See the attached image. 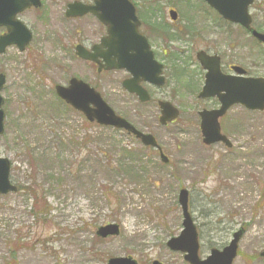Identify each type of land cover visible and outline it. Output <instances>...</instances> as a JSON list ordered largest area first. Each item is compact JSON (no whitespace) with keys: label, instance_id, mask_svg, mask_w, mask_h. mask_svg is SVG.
<instances>
[{"label":"rangeland","instance_id":"1","mask_svg":"<svg viewBox=\"0 0 264 264\" xmlns=\"http://www.w3.org/2000/svg\"><path fill=\"white\" fill-rule=\"evenodd\" d=\"M71 1L46 5L39 24L25 16L32 41L23 53L10 47L0 56L6 79L0 158L10 161V181L20 189L0 196V264H106L114 257L187 264L183 254L165 246L182 230L180 189L189 192L201 260L211 249L221 251L242 229L232 264H264V113L231 108L219 124L232 147H204L197 112L216 106L196 100L202 73L195 66L196 53L208 51L221 56L225 69L237 65L264 78L263 47L199 0H132L180 39L170 44L167 85L158 91L145 86L153 100L169 101L180 112L161 127L155 101L140 105L122 96L124 74L97 75L75 57L74 46H90L101 29L66 20ZM170 9L177 12L173 23ZM249 13L255 27L264 25V0H254ZM87 34L92 41H85ZM71 77L94 87L135 128L153 135L169 164L124 132L88 125L61 104L54 86ZM27 189L41 195L45 210L38 217ZM111 223L119 226V235L96 238V230Z\"/></svg>","mask_w":264,"mask_h":264},{"label":"water","instance_id":"2","mask_svg":"<svg viewBox=\"0 0 264 264\" xmlns=\"http://www.w3.org/2000/svg\"><path fill=\"white\" fill-rule=\"evenodd\" d=\"M225 21L238 24L259 42L264 45V35L251 28V17L248 7L253 0H204ZM40 7V0H0V27H5L7 33L0 36V54L7 47L15 45L20 52L31 40V34L26 27L16 20V15L29 7ZM91 13L108 29V35L101 39L100 43L88 52L82 46H76V56L85 61L96 62L99 65L98 72L104 70H126L132 78L123 82V87L136 94L140 102H147V92L139 86L140 82H147L156 87L164 85L162 66L158 64L150 50L146 39L138 32L139 21L135 16V9L128 0H95L92 6H83L73 2L67 5L66 18L81 17ZM170 18L176 19V14L170 12ZM101 59L104 64H100ZM196 59L206 70L204 86L198 94L199 99L215 98L220 103L217 110H203L198 113L200 119V132L202 143L211 146L222 143L227 148L231 147L227 138L220 134L218 119L234 105H240L248 111L264 112V79L244 77L245 71L240 67H232L235 75L226 76L220 71V61L217 56H209L199 52ZM5 82L0 75V90ZM56 95L76 111L81 112L87 121L95 122L104 127L124 130L129 135L138 139L146 147L157 148L160 159L167 163V158L162 154L154 138L149 134H143L131 124L115 115L105 104L100 95L87 84L72 78L67 87L56 86ZM3 100L0 97V135L4 132V113L1 110ZM159 123L165 126L174 121L179 113L169 103L159 102ZM10 162L0 158V195L15 193L17 188L9 181ZM178 204L182 215V231L178 237L167 241L166 247L172 252L184 254V261L188 264H232L237 255L238 242L243 234L240 229L232 236L228 246L221 251L212 249L205 260L198 257V238L196 227L188 211V192L180 190ZM119 235L116 224H109L97 229L96 236L107 239ZM264 258V250L260 254ZM107 264H137L130 257L110 258ZM152 264H160L157 261Z\"/></svg>","mask_w":264,"mask_h":264},{"label":"flooded vegetation","instance_id":"3","mask_svg":"<svg viewBox=\"0 0 264 264\" xmlns=\"http://www.w3.org/2000/svg\"><path fill=\"white\" fill-rule=\"evenodd\" d=\"M94 1L95 0H72L71 2H77V3H81L83 6H92L94 4ZM131 3L132 0H130ZM41 2V6L40 7H29L25 10H23L21 13L17 14V19L20 23H22L26 28L27 30L30 32L31 34V41H32V37H33V34L31 32V30L29 29L28 26L25 25V23L22 21V19L25 17V16H29L31 17L36 23L39 24V22L41 23V21H43V16H44V12L46 10V8H44L46 5L48 7H52L53 6V0H40ZM134 7H135V14H136V17L138 18L139 22H140V26L138 28L139 32L147 39V42L152 50V53H153V56H154V59L160 63L163 67L162 69V73L165 77V83L167 82L168 83V76L166 77V72L168 70H170V68L172 67V56H171V53L173 52H170L172 51L171 50V47H170V44H172L173 42L177 41V40H180L178 39L179 37L175 36L173 33V30L170 28L168 29L167 26H164L162 24H159L158 22H154V18H151L148 16L147 13L145 12H142V10H140V7L137 6L135 3H133ZM67 6V4H66ZM65 6V8H66ZM50 15V13H49ZM66 20H73L75 22H78L84 26H87L89 23H93L95 25H97L100 29H101V33H100V36L99 38L97 39L96 42H94L93 44H91L90 46H86V49L90 50L91 47L98 43L99 40L102 38V37H105L107 35V27L104 26L103 24H101L92 14L90 13H87L81 17H77V18H73V19H66ZM147 21H150L151 23H157L159 26H155L154 24H151L149 25V23ZM173 23V22H171ZM144 28H147L148 30L145 31ZM1 30V34L5 33L6 30L5 29H2L0 28ZM187 33V32H186ZM0 34V35H1ZM84 37L86 38L85 41H92L93 38H90L89 35H84ZM87 43V42H86ZM155 43H159V45H156ZM79 44V42L77 43ZM91 51V50H90ZM206 53H208L209 55H216L214 53H210L208 51H205ZM218 55V54H217ZM219 58H220V65H221V71L223 74H226V75H230L232 74L230 69L233 65H228L226 67V69L224 68L223 64H222V58L220 55H218ZM92 67L93 69L95 70V72L97 71V68H98V64L96 63H91V62H88ZM99 63L101 64V61L99 60ZM194 64V62H193ZM196 66V65H195ZM201 69V68H200ZM202 70V69H201ZM111 73H121V74H124L125 75V78H123V80L119 83V88H120V91L122 92V96L123 97H129L133 100V102H136L140 105H145V104H148V103H151L152 101H155L156 104L159 100H153L150 93H149V90H147V88L145 86H150L152 88H154L155 90H160L159 88H156L154 86H151L147 83H141V86L147 91V93L149 94L150 96V102L148 103H140L137 96L134 95V94H131L129 92H127V90L123 87V82L126 81L130 75L127 71L125 70H114V71H101L99 74H111ZM202 84H201V87L203 85V76H204V72L202 71ZM200 87V89H201ZM162 89V88H161ZM199 89V91H200ZM198 91V92H199ZM197 92V94H198ZM197 94H196V100H197ZM205 101H208V102H212V103H215L218 105L217 101L214 100V99H208V100H205ZM157 107V106H156ZM158 109V108H157ZM159 112V110H158ZM121 117L125 118L124 116L120 115ZM159 118V114L157 116V120Z\"/></svg>","mask_w":264,"mask_h":264},{"label":"trees","instance_id":"4","mask_svg":"<svg viewBox=\"0 0 264 264\" xmlns=\"http://www.w3.org/2000/svg\"><path fill=\"white\" fill-rule=\"evenodd\" d=\"M229 26V25H227ZM259 29L264 32V25L263 26H259ZM239 30L242 32V33H246L244 30H242L241 28H239ZM23 190H25L23 188ZM29 192V196L31 197L32 201H33V204H32V213L34 214L35 217H38V215L42 214L43 211L45 210V207H41V201H40V198H41V195L39 194V192L37 190H29L27 189ZM31 192V193H30ZM264 196V194L262 195ZM15 255H16V250H12L11 251V258L12 259H15ZM10 264V263H9Z\"/></svg>","mask_w":264,"mask_h":264}]
</instances>
